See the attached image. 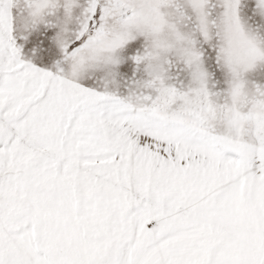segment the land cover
Returning <instances> with one entry per match:
<instances>
[{"label":"snow or ice","instance_id":"1","mask_svg":"<svg viewBox=\"0 0 264 264\" xmlns=\"http://www.w3.org/2000/svg\"><path fill=\"white\" fill-rule=\"evenodd\" d=\"M0 264H264V0H0Z\"/></svg>","mask_w":264,"mask_h":264}]
</instances>
